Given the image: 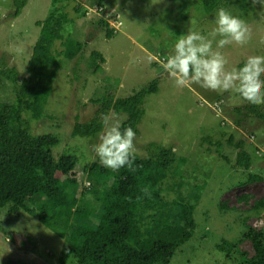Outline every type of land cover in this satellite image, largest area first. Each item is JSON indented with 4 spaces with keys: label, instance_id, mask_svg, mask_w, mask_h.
Listing matches in <instances>:
<instances>
[{
    "label": "rangeland",
    "instance_id": "obj_1",
    "mask_svg": "<svg viewBox=\"0 0 264 264\" xmlns=\"http://www.w3.org/2000/svg\"><path fill=\"white\" fill-rule=\"evenodd\" d=\"M51 5V0H28L21 14L10 19L12 0H0V57L4 56L7 66H15L20 74L39 35L35 23L48 15ZM58 5L74 17V25L69 26L73 37L86 41L83 58L94 50L105 62L102 72L93 74L82 61L77 66L75 61H63L52 83L44 117L34 121L23 114L29 119L31 134L55 135L59 143L53 154L77 157L81 191L88 182L83 167L98 159L91 150L98 136L96 140L73 137L72 131L76 122H87L94 116L97 106L91 99L96 89L116 83L114 97H125L159 78L158 92L144 102L135 153L144 156L143 146L150 142L173 145L177 155L185 159L179 166L184 181L182 195L196 192L195 187L202 185L193 213L194 234L176 250L170 264H234L213 248L220 240L232 241L240 236L243 217L247 216V225L264 231V122L246 118L237 125L234 120L240 117L233 110L249 105L239 94L219 93L196 84L177 86L160 63L172 53L179 35L188 30L207 35L214 27L211 22L217 10L204 15L195 0H60ZM77 6L87 10L84 17L74 12ZM223 8L243 19L251 33L245 45L232 43L220 49L228 67L242 66L249 56H264V5L253 4L252 0H224ZM99 18H106L117 30L111 39L98 29L95 22ZM161 49L166 50L165 56H160ZM104 78H109L108 84ZM117 117L121 122L124 119L122 115ZM207 136L221 142L219 155L228 161L216 154L214 143L209 146L202 142ZM230 136L234 142H244L252 160L248 170L234 166L236 150L224 144ZM251 174L262 179L247 183ZM58 178L66 184L63 176ZM244 195L250 196L247 201L238 200ZM222 204L224 210L220 209ZM31 221L38 222L36 215L8 217L5 210H0V264L57 263L62 239L39 222L31 225ZM18 225L22 226L20 230ZM240 248L252 254L249 242H243Z\"/></svg>",
    "mask_w": 264,
    "mask_h": 264
},
{
    "label": "trees",
    "instance_id": "obj_2",
    "mask_svg": "<svg viewBox=\"0 0 264 264\" xmlns=\"http://www.w3.org/2000/svg\"><path fill=\"white\" fill-rule=\"evenodd\" d=\"M27 1L12 0L8 18H17ZM195 1L204 15L224 6V0ZM51 3L48 15L35 23L39 35L23 72L7 66L5 57H0V210H5L8 217L36 215L41 225L62 239L56 264H170L176 250L194 234L193 213L202 188L196 186V192L182 195L184 181L179 166L185 159L177 155L173 145L150 142L143 146L144 156L135 153V172L126 168L113 172L100 165L98 159L87 163L83 172L88 182L80 191L77 157L68 153L55 156L53 148L59 143L58 137L31 134L29 119L23 118V114L34 121L44 117L52 83L63 61H75L76 66L82 61L93 74L102 72L105 62L94 50L83 58L86 41L75 39L69 27L74 25V17L58 5L60 0ZM74 12L84 17L87 10L77 6ZM183 16L187 18L186 12ZM95 23L106 39L117 33L106 18ZM161 51L160 56H165L166 50ZM105 80L108 84L109 78ZM158 84L159 78L153 79L118 98L113 95L116 83L97 88L91 99L97 106L94 116L87 122H76L72 136L96 140L103 127L101 114L110 112L122 115V126L132 127L137 136L145 99L158 92ZM233 111L240 117L234 120L237 125L246 118L264 122V105L249 104ZM201 140L209 146L214 143L219 155L221 142L209 136ZM224 144L236 150V168L251 167L242 140L234 142L230 136ZM206 152L210 153V148ZM58 175L66 179V184H61ZM261 179L251 174L246 182ZM249 197L244 195L238 200L247 201ZM221 208L225 209L223 204ZM246 217L241 221L240 236L232 241L220 240L213 250L234 264H264V231L247 225ZM243 242L251 244L252 254L240 248Z\"/></svg>",
    "mask_w": 264,
    "mask_h": 264
},
{
    "label": "clouds",
    "instance_id": "obj_3",
    "mask_svg": "<svg viewBox=\"0 0 264 264\" xmlns=\"http://www.w3.org/2000/svg\"><path fill=\"white\" fill-rule=\"evenodd\" d=\"M252 2L264 5V0ZM211 23L214 27L207 35L188 30L178 36L172 53L160 61L164 72L177 86L196 84L219 93L232 91L251 105H264V56H249L242 66L228 67V60L220 51L232 43L245 45L251 35L249 26L223 7ZM100 119L102 131L98 142L91 146L100 165L113 172L121 168L135 172L136 133L130 126L123 127L115 112L102 113ZM37 223L31 221V225ZM21 227L18 225L17 230ZM30 230L35 231L31 226Z\"/></svg>",
    "mask_w": 264,
    "mask_h": 264
}]
</instances>
